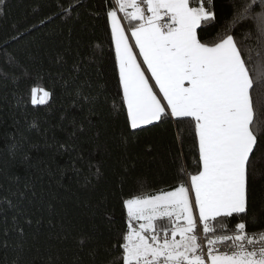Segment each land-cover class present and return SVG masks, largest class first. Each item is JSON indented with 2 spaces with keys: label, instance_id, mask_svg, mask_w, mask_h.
<instances>
[{
  "label": "snow or ice",
  "instance_id": "snow-or-ice-1",
  "mask_svg": "<svg viewBox=\"0 0 264 264\" xmlns=\"http://www.w3.org/2000/svg\"><path fill=\"white\" fill-rule=\"evenodd\" d=\"M54 5L26 32L61 19L69 25L62 50L25 60L0 49V111L9 109L14 129L4 134L5 150L15 160L28 146L23 176L0 168V264H264V0H231L223 22L217 0H106L107 53L80 40L72 48L83 0ZM7 7L0 0V18ZM57 88L68 100L59 109ZM29 106H44L56 123L41 132ZM166 125L181 161L174 186L155 189L138 176L126 194L140 159L132 149ZM33 129L42 145L25 135ZM42 148L51 163L31 164L28 152ZM152 151L145 142L143 152ZM109 172L115 202L105 189L93 204ZM73 176L89 194L83 201L64 184ZM68 193L92 209L90 219L100 216L106 243L95 222L73 233Z\"/></svg>",
  "mask_w": 264,
  "mask_h": 264
},
{
  "label": "trees",
  "instance_id": "trees-1",
  "mask_svg": "<svg viewBox=\"0 0 264 264\" xmlns=\"http://www.w3.org/2000/svg\"><path fill=\"white\" fill-rule=\"evenodd\" d=\"M106 0H83L84 9H81V22L73 26L74 30L71 36L72 48L75 49L76 41L80 40L82 45H87L89 43H100L103 45V50L105 53L109 51L107 36L105 35V17L103 14V9ZM8 7L6 9V16L0 18V49H6L8 53H14L21 58L27 60L29 52L36 54L48 51L54 55L55 51H60L64 46L68 44L69 25L61 19H53L52 21L40 25L38 28L34 29L31 33L26 32V29L31 28L32 25L39 24V21L44 19L47 15H50L55 10L54 0H7ZM37 4L41 5L40 11H34ZM218 11L220 12V20L223 22L225 20L226 14L229 12V5L231 0H217ZM99 13V15H97ZM127 22H125L126 24ZM86 25L82 27L81 25ZM15 25V28L13 27ZM210 31L215 29L210 28ZM25 33L19 40H12L13 36L18 33ZM7 41V43H6ZM63 41V44H61ZM249 49L252 53L258 51V42L255 39L249 42ZM0 56H3V52L0 51ZM71 62V61H70ZM45 66L47 67V57H45ZM93 79H96L95 74ZM114 89V83L110 85ZM57 100L56 106L59 109L61 103L67 104V98L63 100L60 99V89L57 88ZM13 111H15L13 109ZM105 112H107V106H105ZM34 115L40 117L41 132L45 128H49L50 125L56 123V119L51 114H46V109L44 106H39V112H33L31 106H29L28 111V121L31 122ZM59 111L55 113L58 117ZM12 113H10L7 107H4L0 111V168L7 165V169L17 175L23 176L28 169V165L22 163V156L25 151H28V146L24 145L23 150H19L16 155V159L12 160L8 155L7 150H5V139L4 134H11L14 129L12 127ZM17 119L21 120V127L26 128L27 125L23 121V117L17 114ZM54 128L48 132L49 140ZM175 130L172 127L164 126L162 129H156L153 133L149 134L141 141V145L137 148L132 149L133 152L139 154L140 159L137 161L136 168L130 175L127 184L124 187V192L127 194L133 187L136 177H146L150 185L155 189L169 190L174 186L173 176L177 172V168L181 161L176 160L175 157L178 153L179 146L174 141ZM58 135H61L57 133ZM25 135L29 136L32 141L40 142L43 144V139L36 130L30 132H25ZM145 142H150L153 145V151L151 153L145 154L143 152V144ZM187 151V148H185ZM31 157L30 163L35 165L39 164L40 167H44L43 163L40 161H45L51 163L49 157L51 152L41 149L37 152L32 150L28 152ZM112 163V161H110ZM191 165V161L187 162ZM55 165H53L54 167ZM34 170V169H33ZM71 176V174H69ZM2 179V178H0ZM47 181V177L45 178ZM64 184L66 187L71 188L77 196L83 201L88 197L86 190L79 188L75 183V177L71 179L65 178ZM108 190V198L110 206L115 202L112 196V191H118L117 188V177L109 172V181L101 182L100 188L91 193V202L96 203L101 192ZM63 194V190H61ZM64 202V207L67 210V220L71 221L74 225L73 233L83 228L85 230L89 229L93 222L99 225L100 231L104 232V236L101 237V243H106L107 232L105 230V224L99 215L96 217H91V208L84 207L81 203L77 206L76 196H71ZM116 221L117 226H123L124 218L121 213L119 205H116ZM67 223V221H66ZM43 232L47 231V226L45 225L42 229ZM11 257V254H10Z\"/></svg>",
  "mask_w": 264,
  "mask_h": 264
}]
</instances>
